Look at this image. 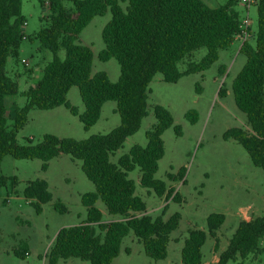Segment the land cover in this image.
<instances>
[{"label":"trees","instance_id":"trees-1","mask_svg":"<svg viewBox=\"0 0 264 264\" xmlns=\"http://www.w3.org/2000/svg\"><path fill=\"white\" fill-rule=\"evenodd\" d=\"M41 6L48 1L50 16L48 25L33 40L42 49L50 51L53 59L44 67L36 87L22 93L27 99L25 106L14 110L12 128L8 127L7 99L19 95V84L9 76V58L18 59L25 39L27 20L22 14V0H0V191L12 186L18 179L1 172L7 156L17 160L43 161L48 163L62 154L82 161V170L95 185L96 191L82 195L81 200L88 212L85 222L62 228L48 253L47 264H59L62 260L79 258L89 264H112L119 257L123 240L132 232L143 244L145 254L156 261L168 257L171 235L180 225L181 215L176 213L168 220L163 216L148 215L144 200L136 195V182L129 173L137 167L141 170L140 185L153 191L159 198L169 199L174 189L165 181L155 178L159 162L165 155L164 133L174 126L172 113L162 105L154 107L156 124L146 134L147 146L135 145L123 155L118 164L111 156L123 148L126 140L135 135L148 115L149 86L156 75L161 74L167 83H178L183 77L209 70L220 59V52L229 50L243 34V19L238 8L240 0H226L225 4L211 8L203 0H73L74 9L68 11L63 0H38ZM258 29L255 44L248 40L240 47L246 63L233 81L232 91L238 109L246 115L250 130L239 127L229 129L225 140L237 141L249 154L253 164L264 170V0H257ZM112 19L104 27L102 38L105 48L99 60L116 59L121 75L112 82L107 72L92 74L94 53L78 42L79 35L95 17H103L108 11ZM249 35L251 28L247 29ZM202 48L207 54L200 62L190 63L184 71L179 65ZM64 51V57L60 53ZM225 67L220 72L223 74ZM78 87L85 112L79 113L68 100L69 92ZM223 96V89L220 91ZM117 103L121 124L109 134L93 135L86 140L59 138L52 134L34 145L17 143V135L28 122L31 109L52 110L61 106L78 116L85 130L89 131L101 118L107 102ZM197 113L190 111L187 118L195 123ZM178 136L182 128L175 126ZM185 176L182 169L177 175L168 174L169 181ZM25 199L38 214L42 206L52 201L53 195L45 180L30 182L25 188ZM179 202L177 193L173 197ZM101 201L107 212L119 220L105 222L104 213L97 207ZM56 209L67 211L62 203ZM168 206L165 207V211ZM226 221L220 213L208 217L207 231L192 229L182 249L183 264H204L203 247L209 237L220 248L219 229ZM94 226L103 234L95 235ZM264 240V216L242 220L228 247L214 264L244 262L260 251ZM27 248L15 251L26 259Z\"/></svg>","mask_w":264,"mask_h":264},{"label":"rangeland","instance_id":"rangeland-1","mask_svg":"<svg viewBox=\"0 0 264 264\" xmlns=\"http://www.w3.org/2000/svg\"><path fill=\"white\" fill-rule=\"evenodd\" d=\"M211 8H217L226 0H203ZM68 11H73V0H63ZM123 8L127 1L121 0ZM242 19H249L251 34L248 39L255 44L258 29V13L255 5L247 6L241 0L238 6ZM22 14L27 23L24 28L25 39L18 53V59L9 58L7 72L19 84V95L7 99L8 127L12 128V119L16 107H23L27 99L22 93L36 87L43 75L44 67L53 59L50 51L42 49L36 34L49 23L50 4L41 6L38 0H22ZM112 19V13L95 17L89 26L79 35L78 42L88 46L94 53L92 74L107 72L112 82L121 75L116 59L107 62L99 60L100 52L105 48L102 38L104 27ZM242 40L235 41L229 50L220 52V59L209 70L183 77L178 83H167L163 76H155L149 86L148 115L144 118L140 130L129 137L123 148L111 156V162L118 164L119 159L130 152L135 145L147 146V132L157 120L154 107L162 105L173 115L175 124L163 135L165 155L159 162L156 179L167 183L174 189L172 197L159 198L153 191L140 185L141 170L137 167L129 173V178L137 185L136 195L147 206V214L153 218L163 216L168 220L179 213L181 221L178 229L171 235L168 257L165 260H153L145 254L143 244L131 232L124 240L121 253L112 264H183L182 249L192 229L207 231L208 217L214 213L224 214L226 221L217 235L220 248H215V239L209 237L203 247L204 264H214L216 256L224 251L242 220H251L264 216V170L256 167L247 151L235 140H225L224 134L234 127L250 130L248 119L237 107L232 91L236 76L246 63V57L240 53ZM64 51L60 53L64 57ZM207 54L202 48L186 58L180 65L184 71L190 63L200 62ZM225 67L222 74L220 70ZM223 89V96L220 91ZM69 102L85 112L78 87H73L68 95ZM190 111L197 113L192 123L187 118ZM121 124L117 113V103L107 102L103 106L100 120L89 131L85 130L78 116H74L64 106L52 110L31 109L26 126L17 135L19 145H27L29 139L37 145L47 134L59 138L86 140L93 135L109 134ZM175 126L182 128L178 136ZM43 161L17 160L5 157L1 172L8 177H16V188L9 186L0 191V264H47L46 254L62 228L76 226L87 220L88 212L81 197L96 191L95 185L82 170V161L74 160L62 154L48 163L43 170ZM185 171L184 178L169 181L168 174L177 175ZM36 180H45L53 195L51 202L42 206L37 213L35 207L24 197L27 185ZM179 194L180 201L173 197ZM62 203L67 211L56 209ZM168 206L165 211V207ZM97 207L104 213V221L119 220L111 216L106 206L99 201ZM94 234H103L94 226ZM27 248L29 255L21 259L15 251ZM59 264H89L79 258L62 260ZM239 264V263H230ZM244 264H264V240L260 251L251 255Z\"/></svg>","mask_w":264,"mask_h":264},{"label":"built area","instance_id":"built-area-1","mask_svg":"<svg viewBox=\"0 0 264 264\" xmlns=\"http://www.w3.org/2000/svg\"><path fill=\"white\" fill-rule=\"evenodd\" d=\"M244 4H246L247 6L252 5L253 3H255L257 0H241ZM250 28V21L249 19H246L243 21V34L241 36L238 37V39L242 40V45L245 41H247L250 37L249 33L247 32V29ZM241 45V46H242Z\"/></svg>","mask_w":264,"mask_h":264},{"label":"crops","instance_id":"crops-1","mask_svg":"<svg viewBox=\"0 0 264 264\" xmlns=\"http://www.w3.org/2000/svg\"><path fill=\"white\" fill-rule=\"evenodd\" d=\"M237 40H239V39L237 38ZM237 40H236V41H237ZM248 221H249V220H248ZM29 253H30V252H28L27 255H29ZM218 260H219V256H216V260L214 261V263H216Z\"/></svg>","mask_w":264,"mask_h":264}]
</instances>
